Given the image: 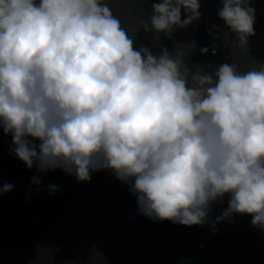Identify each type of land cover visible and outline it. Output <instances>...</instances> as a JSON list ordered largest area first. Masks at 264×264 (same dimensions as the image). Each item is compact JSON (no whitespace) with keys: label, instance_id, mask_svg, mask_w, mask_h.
I'll list each match as a JSON object with an SVG mask.
<instances>
[{"label":"clouds","instance_id":"9594fccd","mask_svg":"<svg viewBox=\"0 0 264 264\" xmlns=\"http://www.w3.org/2000/svg\"><path fill=\"white\" fill-rule=\"evenodd\" d=\"M199 9L200 0H153L141 23L169 34ZM215 15L241 47L255 32L254 0H219ZM174 51L134 47L104 0H0V130L10 155L78 182L108 170L154 222L215 232L248 215L264 237V61L189 74Z\"/></svg>","mask_w":264,"mask_h":264},{"label":"water","instance_id":"95a60500","mask_svg":"<svg viewBox=\"0 0 264 264\" xmlns=\"http://www.w3.org/2000/svg\"><path fill=\"white\" fill-rule=\"evenodd\" d=\"M104 2L133 37L134 47L145 46L154 55H159L161 46L173 55L178 48L186 71V60L194 52V74L211 75L221 63H235L237 70L245 71L255 62L264 61L259 60L264 56V48H260L264 44V0L255 7V16L262 14L263 18L243 47L234 33L227 29L221 32L223 22L218 30L212 28L210 16L219 6V0H200V17L183 28L173 27L169 34L143 29L142 21L134 15L142 0ZM196 35H201L215 54L206 58L203 53L196 52ZM251 54L256 56L253 62L244 64ZM188 83H193L191 77ZM10 147V135L0 130V185L4 182L13 185L10 191L0 192V264L139 263L149 218L137 211L136 199L130 200L125 188L116 194L117 183L127 184L104 169L91 174L93 181L78 182L73 175L56 168L41 173L43 178H39L40 184L36 185L30 181L34 174L39 175L35 168H26L23 162L10 155ZM50 183L57 185V190L50 192L47 188ZM88 184H91L90 190ZM226 203L225 196L223 202L217 203L220 208L212 209L210 215H219ZM20 204L24 206L22 211L18 209ZM249 221L248 215L233 214L230 221L218 222L215 232L210 231L208 225L190 228L220 239L249 236L264 239Z\"/></svg>","mask_w":264,"mask_h":264},{"label":"trees","instance_id":"16d2710c","mask_svg":"<svg viewBox=\"0 0 264 264\" xmlns=\"http://www.w3.org/2000/svg\"><path fill=\"white\" fill-rule=\"evenodd\" d=\"M153 0H147L145 8ZM129 197L133 198L131 194ZM215 204L213 209H219ZM264 264V239L214 238L188 226L148 220L138 264Z\"/></svg>","mask_w":264,"mask_h":264},{"label":"flooded vegetation","instance_id":"af4514ba","mask_svg":"<svg viewBox=\"0 0 264 264\" xmlns=\"http://www.w3.org/2000/svg\"><path fill=\"white\" fill-rule=\"evenodd\" d=\"M146 1H147V0H142L141 4H139V5L135 8L136 11H135L134 15H135V18H136V19H139V22H140L141 18L138 17V14H140V13H143V14H144V13H145V14H144V18H142V20H141V21H143V20L145 19V16H146L147 12H150V11H151V7L148 8V9L145 8V3H146ZM260 1H261V0H254L255 7L257 6V4H259ZM257 14H258V13H257ZM262 18H263V15H262V14H258V15L256 16V19H255V22H254V25H253V26H254V29H256V28L258 27V25H259V23H260V20H262ZM210 21L212 22V25H213V24H217V26H219V24L222 22V21H220V20L217 19L216 15H215V12L210 16ZM215 30H216V29H215ZM217 30H218V27H217ZM195 38H196V42H197V46H198L196 52H197V51H198V52H201V51H200L201 48H206V49H207L206 52H201V53H203V56H204V57L209 58V57H211L213 54H215V51H214L212 48H210L209 46H207L206 43H204V41H203V37H202L201 35H196ZM260 48H261V49L264 48V44L260 45ZM193 53H194V52H191V53L189 54V56H188V58H187V60H186V63H185V67L187 68V72H188L189 74H191V73L194 71V69H195V67H194V54H193ZM251 55H252V56H249V57L246 58L244 64H248V65H250L251 62H253V60H254V58H255L256 56L253 55V54H251ZM263 59H264V56H262L261 58H259V60H263ZM237 67H238V66H237ZM37 174H39L38 176H39L40 179L43 178V176H42L41 173H37ZM90 180L93 181V180H94V176L91 175ZM87 189H88V190L91 189V184H88V185H87ZM32 192H33V191H32ZM129 194H131V192L127 189V190H126V195H127V197H128L130 200H135L134 196L131 194V195L133 196V198H131V197H129ZM23 208H24L23 204H20V205L18 206V209H19L20 211H22Z\"/></svg>","mask_w":264,"mask_h":264},{"label":"crops","instance_id":"0c3cea01","mask_svg":"<svg viewBox=\"0 0 264 264\" xmlns=\"http://www.w3.org/2000/svg\"><path fill=\"white\" fill-rule=\"evenodd\" d=\"M144 14L140 13V14H138V17H140L141 20H142V18H144ZM121 188H125V190H127L128 189V185L123 186L122 184H118L117 183L116 186H115V190H118V191H116V194L120 193Z\"/></svg>","mask_w":264,"mask_h":264},{"label":"rangeland","instance_id":"374dc122","mask_svg":"<svg viewBox=\"0 0 264 264\" xmlns=\"http://www.w3.org/2000/svg\"><path fill=\"white\" fill-rule=\"evenodd\" d=\"M157 261L158 259L155 258L153 261L149 262L148 264H159Z\"/></svg>","mask_w":264,"mask_h":264}]
</instances>
